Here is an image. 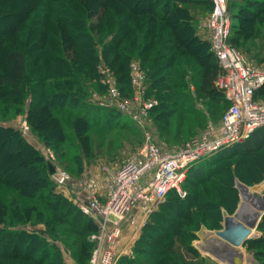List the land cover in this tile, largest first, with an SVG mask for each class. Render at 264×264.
<instances>
[{"label": "trees", "instance_id": "16d2710c", "mask_svg": "<svg viewBox=\"0 0 264 264\" xmlns=\"http://www.w3.org/2000/svg\"><path fill=\"white\" fill-rule=\"evenodd\" d=\"M59 1L60 3H56V0H0V111L3 116L11 110L26 112L25 117L31 130L46 142L56 141L60 132L71 133L66 124L70 122L75 123L74 127L78 130L92 124H100L103 129L109 127L116 117L114 108L98 105L93 97L92 101L89 100V91L86 89L93 86L94 92L109 90L101 73V68H107L122 92H127L128 95L129 91L126 89L132 90L130 61L133 56L141 59L142 67L151 70L148 78L145 77L146 81H150L149 92L164 93L170 99L169 106L172 105L173 108L178 102L183 105L185 99L192 97L190 94L184 99L179 98L188 82L184 79L188 65L182 70L181 61L192 54L188 47L191 43L206 47V58L199 57L203 67L195 73L197 92L211 96L218 93L229 103L213 84L220 69L218 59L211 50V44L196 34L192 17L182 16L181 11L184 9L178 6L181 0L160 2V9L153 12L154 15L149 18L147 27L142 31H136V27L130 28L132 23L129 20L133 13L128 11L121 15L122 9L116 2L129 4L144 0ZM259 2L260 0L249 3L251 6H258L256 9H242L256 17L264 12V7H260ZM262 3L264 4V0ZM144 11L134 14L140 16ZM31 12H34L33 15ZM236 17L241 19L237 24V31L241 35L248 32L249 35L252 34V17L250 19L243 14H237ZM27 19L31 20L29 25L26 23ZM155 21L162 23L157 26ZM136 24L134 22L133 25ZM166 25L181 28L180 33L191 31L190 36L179 37L177 31L164 35L167 31L162 30ZM231 44L237 46L233 42ZM187 62L189 64L190 60ZM30 78L32 83H29ZM30 84L33 89L28 98ZM160 104H155L153 110L164 107ZM55 112L60 113V116L55 115ZM157 116L161 118V113ZM5 134L8 137L6 142L14 141L22 146L10 152V155L18 151L23 152L21 155L28 153L31 157L26 158V162L42 174L37 178L31 176L38 179L37 183L19 179V183L23 182L33 188L24 190L10 181L4 163L2 166L0 162V264H67L63 259L62 249L56 243V225L61 221L76 234L74 245L83 246L79 251L78 248L74 250V254L85 257L89 255L92 250H89L88 244L91 241L87 239V235L95 229V221L72 199L56 190L49 172V161L25 137L21 129L14 125L0 124V136ZM91 146L92 144L85 142L82 148L90 154ZM262 150L264 125L245 141L237 142L209 160L193 166L183 187L193 185L189 182L200 177L209 179V174L215 170L207 167L208 164L229 158L233 153L249 156ZM261 165L256 164L260 178L251 183L262 179L264 170ZM231 178L229 176L228 179L230 189L221 183L220 188H224L225 192L216 190L214 200H210L209 204H201L200 197L196 194L186 191V195L182 196L176 189L170 190L160 208L143 225L142 233L133 246V254L122 255L117 264H204L205 257L193 243L197 238L196 230L203 222L208 227L220 228L223 209L230 213L235 211L239 192ZM171 195L175 196L172 203L183 202L189 195L191 200L184 201V206L179 208L169 202ZM35 199L40 202L36 203L33 201ZM55 201L60 205L57 206ZM166 207L169 213L166 212ZM30 221L33 224L44 221L47 230L39 232L35 228H29L27 223ZM190 224L196 226L193 228ZM198 224L200 225L197 226ZM258 228L263 233L246 240L244 244L249 248L255 247V254L262 255L264 252L255 245L264 242V215ZM19 243L25 244L28 252L38 250L40 254L32 256L24 253L21 256L17 252L21 246ZM10 244L14 245V250L9 252L7 248ZM258 264H264V261H259Z\"/></svg>", "mask_w": 264, "mask_h": 264}, {"label": "rangeland", "instance_id": "374dc122", "mask_svg": "<svg viewBox=\"0 0 264 264\" xmlns=\"http://www.w3.org/2000/svg\"><path fill=\"white\" fill-rule=\"evenodd\" d=\"M152 1L144 0L141 3L133 1L129 2V4H125L119 1L116 3L122 9L121 15L128 11L133 13L129 20L130 24L132 23L130 25V28L133 29L136 27V31H142L145 30V28L147 27L149 23V18L154 15L153 12H155L157 9H160V2L164 0H156V4L155 0ZM251 1L257 0H229V11L232 15L231 39H229V41L230 43L233 42L237 46H239L238 48L243 52L246 60L249 63H252L257 67L264 69V12H260L261 14L254 17L251 14L247 13V11L242 9V7H248L249 9L258 8V6H251V4H249ZM262 2L263 0H260L259 5L263 8L264 4ZM56 3H60V1L56 0ZM116 3L114 6H116ZM178 6L179 8L184 9V11L182 10L183 12L181 11L182 16L186 15L192 17L193 23L196 27V34L202 40L208 41L210 43V29L207 26V20L213 9V4L211 0H181ZM141 10H145V13H143V15L141 14L140 16H138L137 14H134L138 13ZM31 13L33 15L34 12ZM237 14L246 15L250 17V19L252 17V20L254 21L251 28L252 34L249 35L248 32L246 33V35H241V33L237 31V24L241 22V19L239 17H236ZM30 21V19H27V25L30 24ZM134 22H137V24L133 25ZM154 23L159 26L162 22L155 21ZM172 27L170 28V26L166 25L162 30L167 31L164 33V35H167L170 31H177V35L179 37L190 36L191 31L186 30L180 33L179 31H182L181 28H178L176 26H174L173 28ZM157 31L159 30L157 29ZM188 47L192 50V54L188 58H186L185 61H181L182 63L180 67L183 70V67L188 65L186 69V75L184 76V79L188 80V82L187 84L185 82L186 85L182 89V94L179 96V98L184 99L186 95L187 97H189L190 94H192V97L190 96V98H188L190 101L188 99H185L183 105L181 102H178L176 103L175 108H173L172 105L169 106L168 100L170 99L166 98L164 93L159 94V92H149L150 81H148V79L147 81L144 79L141 87H143L145 91L143 93V96L141 95V97H139V100L141 101L137 103L135 101L133 105V108L135 110H140L138 120L131 117L127 111L114 108L113 111L116 112V117L113 118L110 123V126L106 129H103L100 124H92L88 125L83 130H78L74 127L75 123H66L71 133L68 134L60 132L56 141L51 140V143L46 142L44 138L40 137L38 134H36V132L31 130V125L28 119H26L25 117L26 112L23 113V110L19 112L11 110L9 112H6L5 116H3V112L0 111V124L14 125L15 127L21 129L25 137L29 139V141L39 149V151L45 156L47 161L52 162L55 167L58 168L59 171L65 172L70 175L69 180H66L63 183H58L54 178L56 170L55 172L50 173L51 179L55 184L56 190L60 191L63 195L72 199L78 205V202L80 200H88V198L90 197L91 192L93 190V186H91L89 183L92 179H94L95 181L97 180L99 182L98 179L101 178L100 185L104 186L105 183L102 180V177L104 176V174L112 176V173L114 172L112 171L111 167L113 165H115L116 163H120L123 160L140 155V149L146 142L148 134L151 135L153 140H155L162 148L166 150H176L187 145L193 137L200 135L210 125L215 126L220 124L222 115L227 110L229 103H226V100L222 98L218 93H215L211 96L197 92V75H195V73H197L203 67L202 62L199 61V57L204 56V58H206V47H201V45L199 46V44L197 43H191V46ZM98 48H100V46H98ZM187 60H190L189 64ZM133 63L141 65V59L138 56H133L131 58L130 88H132V90L129 88L126 89L127 91H129L128 95L126 94L127 92H122L121 88L117 85L114 76V79H112L113 83L116 84V86L119 88L124 97L131 100L134 99V96L138 92V87L133 81ZM141 68L145 77L147 76L148 78L149 72L151 70L148 69V67L141 66ZM103 69H105L106 71L108 70L107 68H101V73ZM102 76L104 77V75ZM31 81L32 80L30 78L29 83H32ZM87 83L90 82L87 81ZM213 84L215 86L214 80ZM30 85L31 87L30 90H28V98L31 95L30 91L33 89L32 84ZM92 87L86 89V91H89V93L87 94L89 100L92 101V97L95 98V96L108 98V90L106 91V89H103V91L94 92ZM215 88L220 91L216 86ZM255 97L259 100H264V85L257 90ZM23 101L24 99L22 98V103ZM151 101H157L159 105H161L160 103H162L164 107L161 109L153 110L154 106H151L145 111L141 110V108L145 109L144 104L146 102L148 103ZM160 113L162 119L158 118L157 116ZM162 113H168L169 115H163ZM54 114L60 116V113L55 112ZM74 119L77 120L78 118ZM89 135H91L90 139L87 140ZM7 138L8 137L6 134L0 136V162H2V166L4 163V167L7 169V177L10 178V181H14L15 183H17L16 185L21 189H33L32 186L23 182L19 183L18 180L22 178L24 180H28V182L31 180L37 183L38 179H33L31 178V176L33 175L36 178L41 177V171L26 162V158L31 157L28 156L27 152L24 151L25 153H27L26 155H21L23 153H21V151H18L16 154L10 155V152L16 150L17 148H22V146L17 145L14 141H9V143L6 142ZM85 142L88 145L92 144V151L90 154L84 151L82 148L83 143ZM24 148L26 149V147H23V149ZM257 163L262 164L261 166L264 170V150L255 154H250L249 156H241L240 154L233 153L229 158H225L220 161H215L214 164L207 165V167H210V169L215 170L213 173L209 174V179L204 177L197 178L194 181L189 182V184L191 183L193 185H185L183 189L187 192H190L191 194L198 195L200 197L201 204H205L207 202L209 204L211 203L209 202L210 200H214V194L216 193V190L220 191L221 193L225 192L224 188H220L221 183L224 184L223 186L225 188L230 189L229 186L231 185V183L228 182V179L229 176H232L231 181L234 182V185L237 187L239 192L238 204L243 201L241 197V194L243 193L240 191L241 185L249 187L252 191V194L254 195L253 197L259 201L264 193V174L260 181L251 183L254 180H258L261 175L256 168ZM245 177H249L250 179H246ZM203 192H205V194ZM174 197V195H171L168 198L170 203L173 202ZM189 200H191L190 195L184 199V201ZM33 201H35L36 203L40 202L36 199ZM164 201L165 200L160 202L158 207L154 211L158 210ZM184 201H176V203L172 204H175L177 207L181 208L185 204ZM54 203L57 202L55 201ZM238 204L236 209L238 208ZM58 205L60 204L57 203V206ZM166 212L169 213L167 207ZM152 213H150L149 216H145L146 219L144 224L149 219ZM90 217H92L96 224L95 229H93L87 235V239L91 241L90 244H88L89 250H93V248L96 246V242L93 239V235L99 233V222L93 216ZM140 220L142 221V219ZM61 222L56 225V232L58 237V239H56V243L62 249L63 259L66 261L67 264H90V252L89 255H87L86 257L84 255L76 256L74 254V250L78 248L79 251L83 248V246L79 245L77 247V245H74L73 241L74 238L77 237L76 234L72 231V229L69 228L68 225L63 224L64 222ZM32 224L33 223H31L30 221V223H27V226L31 229L35 228L36 231L39 232L40 230H47L44 221H38L37 223L33 225ZM193 225L194 224H190V226L194 228L196 225ZM199 225L200 224H198L197 226ZM212 225H215V223H213ZM202 226H206V228L209 230L218 229L215 227H208L205 222L201 223V227ZM201 227L196 230L197 238L194 239L193 243L198 248L200 253L205 257L204 264H224L223 261H221L219 258L214 256L210 252L203 251L200 247H198L197 243L199 242V240L200 242H202L203 245L205 243L203 240L204 238L202 237L203 235L199 234V230L201 229ZM256 229V232L253 230L252 235L256 233L255 235H257L258 237L263 233V231H261L258 227ZM141 233L142 231L140 232V235ZM122 235L120 238V242L124 241V239L127 237L126 236L122 239ZM136 241L137 240L135 239L132 244L133 246ZM212 241H214V239ZM20 245L21 246L19 248V251L17 252L21 256H23L24 253H30L27 251L28 247L25 244ZM211 246L213 247V244H211ZM255 246H257L264 252V242L261 244L259 243ZM242 249L244 250L251 248L244 244V247ZM12 250H14V245L10 244V246L7 248V251L10 252ZM33 254L38 255L40 254V251L37 250L34 253H30V255L32 256ZM132 254L133 247L131 253L128 255ZM246 259L247 261L250 259H254L255 261H257V263H259V261H264V253H262V255H256L254 253L252 255H248Z\"/></svg>", "mask_w": 264, "mask_h": 264}, {"label": "built area", "instance_id": "2783aa9c", "mask_svg": "<svg viewBox=\"0 0 264 264\" xmlns=\"http://www.w3.org/2000/svg\"><path fill=\"white\" fill-rule=\"evenodd\" d=\"M213 9L208 17L211 50L216 55L220 69L214 79L215 86L229 102L219 125H210L184 147L176 150L162 148L151 135L140 149V155L113 165L112 176L104 174V186L94 179L88 200H80L78 207L99 222V233L93 235L96 246L91 252L90 264H117L124 254L120 238L126 224L139 228L138 213L149 216L166 199L168 192L176 189L186 195L183 183L190 169L233 144L245 141L264 125V100L257 99L256 91L264 85V69L249 63L243 52L229 41L232 15L229 0H211ZM133 81L138 87L134 99L124 97L113 83V74L102 70L109 85L108 98L95 96L98 105L127 111L139 119L133 108L143 96L141 87L145 79L141 65H132ZM146 102L145 111L157 104ZM143 113V112H142ZM141 113V114H142ZM58 183L69 180L70 175L56 168ZM102 186V187H101ZM135 211L137 214H135ZM138 226V227H137Z\"/></svg>", "mask_w": 264, "mask_h": 264}, {"label": "water", "instance_id": "95a60500", "mask_svg": "<svg viewBox=\"0 0 264 264\" xmlns=\"http://www.w3.org/2000/svg\"><path fill=\"white\" fill-rule=\"evenodd\" d=\"M48 166L50 173L55 172L56 167L52 162H49ZM241 189L242 186L240 187V191L243 193L241 194L243 201L238 204V208L232 214L226 209H223V220L220 228L209 230L206 226H202L199 230V234L203 235L202 237L205 243L198 247L203 251L210 252L223 262L228 261L230 264H245L247 256L256 253L255 248L244 250L242 248L246 240L257 237V235L250 234L254 227H258L264 215V193L261 197L263 202L260 207L263 212L260 215L256 212L253 216H250L242 212L244 199L246 198ZM210 238L212 240L214 239V241ZM211 244H213V247ZM248 261L250 262L249 264H258L254 259Z\"/></svg>", "mask_w": 264, "mask_h": 264}, {"label": "crops", "instance_id": "0c3cea01", "mask_svg": "<svg viewBox=\"0 0 264 264\" xmlns=\"http://www.w3.org/2000/svg\"><path fill=\"white\" fill-rule=\"evenodd\" d=\"M135 214H137L136 211H135ZM140 219H142V221ZM145 219H146V217L145 216H142V213H138V222H139L140 228H136L135 229L132 224H128V225H126L124 227V229L122 231L123 232L122 233L123 234L122 235V239L125 238L126 236L127 237L124 239V241L120 242V248H121V250H122V252L124 254H127L128 255V254L131 253L132 247H133L132 244H133V242H134L135 239L137 240L139 238V235H140V232H141V227L144 224ZM199 242H200V240H199Z\"/></svg>", "mask_w": 264, "mask_h": 264}, {"label": "bare ground", "instance_id": "6f19581e", "mask_svg": "<svg viewBox=\"0 0 264 264\" xmlns=\"http://www.w3.org/2000/svg\"><path fill=\"white\" fill-rule=\"evenodd\" d=\"M241 186H242V190L244 192L245 198H246L244 199V205H243L242 212L245 214H249L250 216H253L256 212L260 215L263 212V210L260 209L263 199H260L259 201L256 200L253 197L254 195L252 194V191L250 190L249 187H246L245 185H241ZM253 230L256 232L257 229L254 227L250 235H252ZM197 245L202 246L203 244L202 242H198ZM249 263H250L249 261H245V264H249ZM224 264H230V263H228V261H224Z\"/></svg>", "mask_w": 264, "mask_h": 264}]
</instances>
